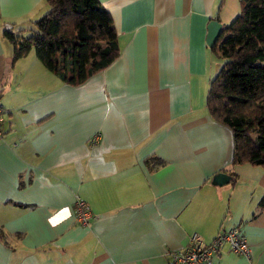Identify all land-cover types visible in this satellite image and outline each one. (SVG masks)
<instances>
[{
  "label": "crops",
  "instance_id": "1",
  "mask_svg": "<svg viewBox=\"0 0 264 264\" xmlns=\"http://www.w3.org/2000/svg\"><path fill=\"white\" fill-rule=\"evenodd\" d=\"M99 1L121 52L73 86L33 49L10 66L4 30L25 33L47 4L0 0V264H166L193 233L234 225L247 253L224 244L213 264H264V167L232 164L231 131L205 107L220 64L207 25L231 22L240 0L218 15L221 0ZM220 172L235 184L211 183Z\"/></svg>",
  "mask_w": 264,
  "mask_h": 264
},
{
  "label": "trees",
  "instance_id": "2",
  "mask_svg": "<svg viewBox=\"0 0 264 264\" xmlns=\"http://www.w3.org/2000/svg\"><path fill=\"white\" fill-rule=\"evenodd\" d=\"M44 2L47 9L31 23L30 34L4 30L12 47L11 67L33 49L49 72L61 82L77 86L120 55L112 16L99 0ZM222 4L223 0L216 15ZM209 50L223 62L208 82L207 113L230 129L233 165L264 167V0H240L238 14L222 25ZM3 90L1 86L0 97ZM146 160L153 161V166L162 163L155 155ZM229 176L234 185L236 175ZM257 207H264V194Z\"/></svg>",
  "mask_w": 264,
  "mask_h": 264
},
{
  "label": "built area",
  "instance_id": "3",
  "mask_svg": "<svg viewBox=\"0 0 264 264\" xmlns=\"http://www.w3.org/2000/svg\"><path fill=\"white\" fill-rule=\"evenodd\" d=\"M3 112L0 106V138L2 136L1 115ZM73 209L77 220L87 224L90 217V208L83 199L76 200ZM226 244L228 249L235 253H247L245 237L239 225H234L228 230L219 232L211 241L205 242L201 237L193 233L184 248L170 253V259L166 264H213L214 257L220 248Z\"/></svg>",
  "mask_w": 264,
  "mask_h": 264
},
{
  "label": "water",
  "instance_id": "4",
  "mask_svg": "<svg viewBox=\"0 0 264 264\" xmlns=\"http://www.w3.org/2000/svg\"><path fill=\"white\" fill-rule=\"evenodd\" d=\"M221 23L215 19H211L207 25L206 44L211 47L219 38L221 32ZM228 175L225 172H220L213 175L211 183L221 185L228 182Z\"/></svg>",
  "mask_w": 264,
  "mask_h": 264
},
{
  "label": "rangeland",
  "instance_id": "5",
  "mask_svg": "<svg viewBox=\"0 0 264 264\" xmlns=\"http://www.w3.org/2000/svg\"><path fill=\"white\" fill-rule=\"evenodd\" d=\"M24 35H28V34H30V31H26L25 33H23ZM214 59V58H213ZM220 59V64L218 65L219 67H220V65L222 64V62H223V59H221L220 57L218 58V60ZM219 67H218V69H219ZM215 75V74H214ZM95 139H97V137H95ZM80 199V198H79ZM76 201H75V203H74V207L73 208H75V206H76ZM91 213V212H90ZM91 218V217H90Z\"/></svg>",
  "mask_w": 264,
  "mask_h": 264
}]
</instances>
